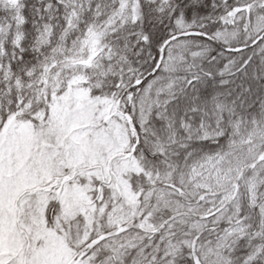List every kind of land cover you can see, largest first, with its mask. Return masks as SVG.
<instances>
[{
    "label": "snow or ice",
    "instance_id": "snow-or-ice-1",
    "mask_svg": "<svg viewBox=\"0 0 264 264\" xmlns=\"http://www.w3.org/2000/svg\"><path fill=\"white\" fill-rule=\"evenodd\" d=\"M0 264H264V0H0Z\"/></svg>",
    "mask_w": 264,
    "mask_h": 264
}]
</instances>
